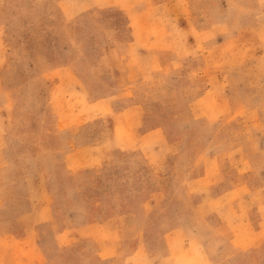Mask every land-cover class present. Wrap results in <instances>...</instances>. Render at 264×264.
I'll return each mask as SVG.
<instances>
[{
    "label": "rangeland",
    "instance_id": "1",
    "mask_svg": "<svg viewBox=\"0 0 264 264\" xmlns=\"http://www.w3.org/2000/svg\"><path fill=\"white\" fill-rule=\"evenodd\" d=\"M260 197L264 0H0V264H264Z\"/></svg>",
    "mask_w": 264,
    "mask_h": 264
},
{
    "label": "crops",
    "instance_id": "2",
    "mask_svg": "<svg viewBox=\"0 0 264 264\" xmlns=\"http://www.w3.org/2000/svg\"><path fill=\"white\" fill-rule=\"evenodd\" d=\"M230 190L231 188L229 187V189L224 194L230 193ZM222 196L223 195L221 193L220 195L213 197L212 202L217 204L218 203L223 204L224 198ZM251 198L244 197L236 202H231L228 200L225 205L231 206L232 209H234V207H232V204L235 205L236 206L235 208H238V210L237 211L235 210L237 214L236 213L234 214L239 218H241L244 217V214H241L242 213L241 211H243L241 210V205L243 204L248 205V201L249 200L251 201ZM254 200H255V205L256 206L258 205L257 209H251V208L247 209L248 212L246 211L244 212L247 213L246 219L244 220L243 223H241L238 226L239 229H243V232L232 230V228L230 227L233 225H229L230 223H227L228 226L227 228L230 230V234H229L230 240L235 241L237 244H239L240 248L250 251L259 248L264 249V197H260L258 202H256L257 201L256 198H254ZM240 237L241 240L238 241L237 238Z\"/></svg>",
    "mask_w": 264,
    "mask_h": 264
}]
</instances>
